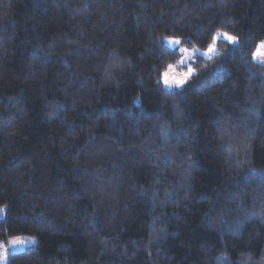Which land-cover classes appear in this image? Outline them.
<instances>
[{"label":"trees","instance_id":"1","mask_svg":"<svg viewBox=\"0 0 264 264\" xmlns=\"http://www.w3.org/2000/svg\"><path fill=\"white\" fill-rule=\"evenodd\" d=\"M263 40L264 0H0L6 264H264Z\"/></svg>","mask_w":264,"mask_h":264},{"label":"rangeland","instance_id":"2","mask_svg":"<svg viewBox=\"0 0 264 264\" xmlns=\"http://www.w3.org/2000/svg\"><path fill=\"white\" fill-rule=\"evenodd\" d=\"M167 38H176V37H167ZM167 38L164 39L165 44L167 46H169L170 48L177 49V51L179 52L180 55L175 61H173V62L168 64V66L169 65L172 66L171 69H169L168 66H167V68L162 72V74L165 71H168L170 74H175V75L179 76L180 73L187 72L189 67L194 69L193 63H194V59H195L196 56L210 57L211 55H213L217 51L216 42H217L218 39H220L222 37L218 38L215 42H213V40H212V42L210 44H214L215 51L210 53V54H208V55H205V52L207 51L208 46L210 44L206 48H199V47H196V46H186L182 42H180L179 44H171L170 45L168 43V39ZM181 48L186 49L187 51L186 52H182ZM254 60L259 62V63H261V64H263V66H264V58L257 57ZM161 85L164 88L171 89V88H168V87L164 86L163 83H162V80H161ZM173 88H176V87H173ZM4 209H5V206H4ZM3 215H4V212L0 213V218H2ZM14 238H18L19 240L23 241V243H17L16 245L9 244L8 241L12 240ZM34 242H35V238L34 237L23 236V237L8 238L5 242H2L0 244H3L4 248L7 249V259H8V256L10 254L18 252V251H21V250L33 245ZM7 259H6V261L2 262V264H6L7 263Z\"/></svg>","mask_w":264,"mask_h":264},{"label":"snow or ice","instance_id":"3","mask_svg":"<svg viewBox=\"0 0 264 264\" xmlns=\"http://www.w3.org/2000/svg\"><path fill=\"white\" fill-rule=\"evenodd\" d=\"M222 37L225 39L229 44L235 45L236 47H239L240 45V39L239 37L233 36L229 33L222 32L220 30L217 31V33L213 36V42H215L218 38ZM168 43L171 44H179L181 41L179 38H167ZM182 52H186V49L181 48ZM215 51L214 44H210L208 46L207 51L205 52V55H208ZM253 59H256L257 57L264 58V41H261L257 44L256 49L251 54ZM171 65L168 66L169 69H171ZM194 73V69L189 67L187 72L180 73L179 76L175 74H170L168 71H165L162 76L161 80L164 86L168 88H180L185 85V83L191 78V76ZM4 206H0V213L4 212ZM11 245H16L17 243H23V241L19 240L18 238H14L12 240L8 241ZM7 259V249L4 248L3 244H0V264L2 262L6 261Z\"/></svg>","mask_w":264,"mask_h":264}]
</instances>
